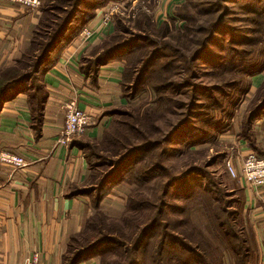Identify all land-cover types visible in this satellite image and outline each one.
Wrapping results in <instances>:
<instances>
[{
	"label": "rangeland",
	"instance_id": "rangeland-1",
	"mask_svg": "<svg viewBox=\"0 0 264 264\" xmlns=\"http://www.w3.org/2000/svg\"><path fill=\"white\" fill-rule=\"evenodd\" d=\"M48 1L41 0L33 10L39 14L46 3L60 4L64 9L60 0ZM203 1L209 0H106L94 10L93 23L91 18L84 24L92 30L90 35L82 36V28L77 35L76 49L84 55L100 46L99 42L88 48L95 34L107 38V42L134 40L131 48L112 57L122 61V71H126L130 81L121 90L127 102L114 107L124 112L119 115L122 127L118 140L105 147L103 132L96 141L103 143L102 153L107 157L132 144L160 141L158 137L184 117L192 100L195 101L174 139L153 148L144 146L136 154L125 182L113 186L100 201L98 210L106 216L93 215L90 227L78 235L73 247L104 236L92 251L95 264H131L133 259L135 264H179L184 258L188 264H201V259L202 264H264V224L262 231L257 225L261 234H254L249 227L250 222L252 226L255 222L251 213L255 212L258 199L253 190H259L258 186L233 178L225 168L229 159L242 173V158L253 149L250 142L261 145L259 156L264 158V109L253 128L246 123L248 112L262 100L263 93L256 88L264 80V70L250 77L241 73L240 78V72L234 68L237 64L245 67L244 61L249 59L257 61L252 65L264 62V36H249L248 44L240 46L246 53L233 50L232 43L226 47L224 37L217 45L215 39L208 52L195 56L193 51L203 35L201 27H206L204 19L208 15L194 12L193 6ZM243 1L229 4L232 13L240 14H228L227 19L237 33H250L255 25L248 15H243L246 12H239V3ZM104 10L109 13L106 24L101 23ZM185 16L191 20H185ZM151 49H156L158 55L134 87L136 71ZM240 54L241 58H231ZM183 56L187 61L181 60ZM231 80L239 83L223 88V92L214 89ZM184 82L189 85L183 86ZM193 86L197 88L193 90ZM111 120L112 117L108 125ZM108 169L99 168L101 173ZM170 180L174 183L166 188ZM90 196L88 204L95 213L96 194ZM230 222L238 237L244 239V246L239 238L226 237L220 230L219 226ZM147 227L150 230L141 238L139 234ZM245 248L247 255L242 254ZM233 249L242 251L234 254Z\"/></svg>",
	"mask_w": 264,
	"mask_h": 264
},
{
	"label": "crops",
	"instance_id": "crops-1",
	"mask_svg": "<svg viewBox=\"0 0 264 264\" xmlns=\"http://www.w3.org/2000/svg\"><path fill=\"white\" fill-rule=\"evenodd\" d=\"M36 22V10L0 1V70L18 59ZM77 38L64 45L55 62L41 73L44 93L36 124L30 91L1 105L0 151L20 155L26 164L15 168L0 162V264H23L25 257L34 253L37 264H62L70 237L81 231L94 212L88 204L91 196L74 192L89 182L81 146L99 141L111 117L107 110L127 101L121 92L122 61L112 58L93 74L85 73L80 68L84 54L76 49ZM101 40L95 34L88 48ZM69 99H75L93 121L84 133L62 145L56 139L64 122L63 102ZM256 188L259 190L253 191L258 199L251 213L255 222L252 226L249 220V227L254 234H261L257 225L262 231L264 184ZM256 249L260 251L257 245ZM78 264H95V259Z\"/></svg>",
	"mask_w": 264,
	"mask_h": 264
},
{
	"label": "trees",
	"instance_id": "trees-1",
	"mask_svg": "<svg viewBox=\"0 0 264 264\" xmlns=\"http://www.w3.org/2000/svg\"><path fill=\"white\" fill-rule=\"evenodd\" d=\"M50 2L53 0H49ZM48 1V2H49ZM63 2L62 5H52L46 3L40 7V13H37V22L33 31L31 33L29 43L23 52L20 54L18 59L8 67L0 70V108L4 101L14 97L18 93L24 91H30L29 98L32 102L31 109L34 112V122L39 118L42 105V96L44 93L43 85L41 83V73L49 68L56 60L61 49L68 43V41L77 36L82 26L88 22L94 14V10L103 5L106 0H60ZM238 0H209L203 1L194 5V12L203 13L208 15V18L204 19L206 21V27H201L203 35L199 37L196 42V49H194L193 54L201 55L205 52H208L212 48L213 42L216 39L217 41L226 37L224 43L226 47L229 43L234 44L231 46L233 50L237 49L238 53H246L244 47H240L248 44L247 40L249 36L262 37L264 36V0H245L242 3H239L238 9L246 12L249 18L252 20V23L255 25L253 31L250 33H245L244 31L237 33L234 25L229 24L228 14H232L234 17H237L238 14L233 12V4H237ZM228 4V5H226ZM231 6H230V5ZM236 10V9H235ZM258 19H255V17ZM185 20H191L189 16H185ZM238 20V19H237ZM184 30H188V26L184 25ZM107 38L102 39L99 43L100 46L93 48L88 55H83L81 58L80 68L87 74H93L96 71V68L100 64H104L112 57L125 52L128 48L134 45L133 39H128L122 42H116L113 40L107 42ZM235 40V41H234ZM237 46V47H236ZM240 47V48H239ZM149 56L142 58L141 69L136 71L134 87L141 81L145 75V71L151 64V61L157 57L156 49H151ZM193 57V56H192ZM242 55L232 56L231 58H241ZM183 62L187 61L186 57L183 56L181 59ZM246 63L245 67L243 64L234 65V68L237 72H240V78H242L241 73L246 76H251L256 74L259 71L264 70V62L258 65H252L251 63H257V61L249 59L244 61ZM124 66H126L124 64ZM220 66V65H219ZM243 70V71H242ZM242 71V72H241ZM130 81L126 77V71L121 73V89L127 88L129 85L127 83ZM238 80L228 81L223 86H215L214 89L219 92H223L225 87H233L237 85ZM241 84V83H240ZM187 82L183 83V86H188ZM197 87L193 86V90ZM263 97L261 102L258 103L251 111L248 112L246 118L247 125H251L252 128L256 124L258 118L262 116V110L264 109V80L261 85L256 88ZM123 95V93H122ZM195 104V101L192 100L190 106L186 110L184 117H182L176 124H174L167 132L163 133L158 137L160 141L148 142L147 145L133 146V144L123 150V148L116 151L112 157H107L104 155L102 144L104 143L105 147L108 145L111 146L118 140L117 134L120 127H122V121L119 119V115H123L124 112L118 110V108H112L107 110V114L111 115L112 119L109 125L104 129V142L100 145L96 141L84 143L81 146V150L87 160L88 170H89V182L83 187L76 188L74 192L76 194L90 195L91 193L96 194V200L94 206L97 210L88 216L84 221V227L80 232L73 234L70 237L69 243L65 252L62 255V264H78L86 259L93 258L92 251L96 245L100 244L104 236H101L93 241H89L86 244L81 245L80 247H73L74 242H78V235L82 234L86 228L90 227L92 224L91 218L93 215L97 216H106L105 212L98 210L100 206L101 199L105 196L107 192L114 186H118L120 183L125 182L127 179L128 172L133 168V160L137 153L141 152L144 146L150 148L155 147L158 144L171 141L175 138L176 132L184 126V122L187 117V112H191L192 106ZM113 115H115L113 117ZM113 139L114 142H111ZM112 143V144H111ZM81 144V143H80ZM111 144V145H110ZM146 144V143H145ZM252 151L259 156L261 147L258 143L250 142ZM100 147H99V146ZM101 167H110L107 171L101 173L99 168ZM180 177L177 178L179 180ZM174 183V180H170L165 185L166 188L170 187ZM227 206V205H226ZM224 207L226 210L227 207ZM229 211H227L228 213ZM229 216V213H228ZM153 224V223H152ZM151 225V224H150ZM152 226V225H151ZM150 227L142 229V234L139 236L142 238L143 234H147ZM222 230L223 235L226 237L232 236L235 238L238 237V232L234 229L233 225L228 223L225 227L219 226ZM140 237L137 239V244L139 245ZM226 237L223 240L226 243ZM244 246V239H238ZM163 244V242H162ZM184 248V247H183ZM181 248V249H183ZM192 252V248H186ZM73 252L72 255H69L70 252ZM194 251V250H193ZM240 251L233 249L234 254H237ZM195 252V251H194ZM196 253V252H195ZM243 255L248 254V249L245 248ZM237 256V255H236ZM187 258H184L179 264H188ZM135 261V259H133ZM131 264H135V263ZM191 262V261H189ZM199 263H203L201 259ZM241 264V263H239Z\"/></svg>",
	"mask_w": 264,
	"mask_h": 264
},
{
	"label": "built area",
	"instance_id": "built-area-1",
	"mask_svg": "<svg viewBox=\"0 0 264 264\" xmlns=\"http://www.w3.org/2000/svg\"><path fill=\"white\" fill-rule=\"evenodd\" d=\"M8 1L18 4L23 9H35L39 6L41 0H0ZM113 9L116 4L112 5ZM109 18V13L104 10L101 20L102 24H106ZM91 29L84 25L80 31V34L87 37L91 33ZM64 109V122L56 142L58 144L67 145L75 135H79L85 132V130L92 123V116L81 109L75 99H69L63 102ZM0 162L11 165L13 167L24 166L25 160L20 155L2 150L0 151ZM226 171L230 176L240 181H246L252 186H261L264 184V158L255 154L252 150L247 151L241 163V174H239L231 160H227L225 163ZM37 255L34 253L32 256H27L24 259L23 264H37Z\"/></svg>",
	"mask_w": 264,
	"mask_h": 264
}]
</instances>
